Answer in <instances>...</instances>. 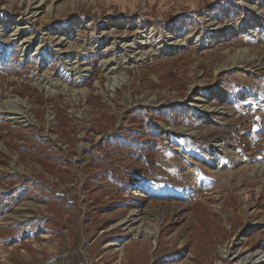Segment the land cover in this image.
Instances as JSON below:
<instances>
[{
    "label": "rangeland",
    "instance_id": "rangeland-1",
    "mask_svg": "<svg viewBox=\"0 0 264 264\" xmlns=\"http://www.w3.org/2000/svg\"><path fill=\"white\" fill-rule=\"evenodd\" d=\"M15 56L0 104L28 109L24 124L0 114V191L22 178L10 191L26 181L72 206L21 195L0 264H257L264 0H0V64Z\"/></svg>",
    "mask_w": 264,
    "mask_h": 264
},
{
    "label": "trees",
    "instance_id": "trees-1",
    "mask_svg": "<svg viewBox=\"0 0 264 264\" xmlns=\"http://www.w3.org/2000/svg\"><path fill=\"white\" fill-rule=\"evenodd\" d=\"M10 59H9V61H11V62L7 61L6 63H4L2 65L0 64V68L3 70V72L6 75H17L18 72H17V69H16L15 64H14V62L17 60V57L15 56L11 60ZM95 72H98L97 69L94 70V73ZM168 73L170 76H172V72H168ZM174 74L177 76V72H175ZM174 74H173V78L175 77ZM25 88L32 90L31 92H34V90L29 86L28 87L25 86ZM14 91L19 96H24L25 94H27L28 96H33L31 92L29 94L24 93L19 88H14ZM36 98H38V97H36ZM36 98L34 97L36 104H43L44 103L43 99H41V98L36 99ZM96 98H99V97H96ZM169 114H173L176 116H184L185 115V113L182 112L181 110L170 111ZM56 117H57L58 124L61 126L60 130H62V131L68 130L69 131L70 123H69V119L67 117V114L63 110H61L60 108H56ZM129 140L131 142H134L135 139L131 138ZM143 160H144L143 161L144 164H147L150 162V159L147 155H145L143 157ZM0 163L2 165H5L6 161L0 160ZM141 171H143V170L141 169ZM2 180L3 179L0 178V185L1 186H2ZM21 180H22V178L18 179L17 182L11 181L9 183V185L7 186V188L3 189L4 191H0V218L2 215L6 214V213H10L13 210V208L15 206H17L19 204V202L22 200L21 195H24V194H27V198L37 200L38 202L43 203V204L62 202V204L64 206H66L68 209L71 208L72 203H69L65 197L59 196L57 193H55V191L53 189L48 188V187H42V188L35 187L34 189H31L30 186L28 185V183L26 181H23L19 188L13 189L12 191H10L11 188L16 183L20 182ZM261 198L262 199L259 200L257 202V204L259 205L260 203H262L260 205V207L262 209H264V196H262ZM49 222H50V219L48 217H42V218L30 220L28 223L18 225L14 229L8 230V236L6 237V241L7 240L9 241V240H12L15 238L22 239L26 233H30V232L37 235L38 232H40L44 228H47V226L49 225ZM257 246H258V248L264 250V239L259 241Z\"/></svg>",
    "mask_w": 264,
    "mask_h": 264
},
{
    "label": "bare ground",
    "instance_id": "bare-ground-1",
    "mask_svg": "<svg viewBox=\"0 0 264 264\" xmlns=\"http://www.w3.org/2000/svg\"><path fill=\"white\" fill-rule=\"evenodd\" d=\"M176 45H178V42H175V43L171 42L168 45H166V47H172V46H176ZM108 74H109V72H108ZM111 84H110V86H111ZM38 86L41 88V86L39 84H38ZM219 95H222V93H220L217 89L210 93L211 97H219ZM17 107H22V108L28 109V105L26 104V102H23V101H20L19 99L14 98V99H10L9 101L2 102L0 104V114L1 113L6 114L7 117H8L7 119L12 121V122H17V123H20V124H24V123H26V119L24 117L14 116V115H17L16 114V109H15ZM217 146H220V145H217ZM212 147H216V144H213ZM262 170L263 169L261 167L257 168V171H259V172H261ZM109 246H116V244L115 243H110ZM247 260L248 261H250V260L251 261H255V263H257V264H264V252H258L256 255L250 256Z\"/></svg>",
    "mask_w": 264,
    "mask_h": 264
}]
</instances>
